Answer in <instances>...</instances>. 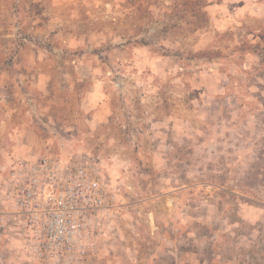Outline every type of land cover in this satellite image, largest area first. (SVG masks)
Segmentation results:
<instances>
[{"label": "rangeland", "instance_id": "obj_1", "mask_svg": "<svg viewBox=\"0 0 264 264\" xmlns=\"http://www.w3.org/2000/svg\"><path fill=\"white\" fill-rule=\"evenodd\" d=\"M44 154L121 187L85 264H264V0H0V175ZM0 264L39 263L0 235Z\"/></svg>", "mask_w": 264, "mask_h": 264}, {"label": "built area", "instance_id": "obj_2", "mask_svg": "<svg viewBox=\"0 0 264 264\" xmlns=\"http://www.w3.org/2000/svg\"><path fill=\"white\" fill-rule=\"evenodd\" d=\"M126 210L99 156H19L0 175V235L39 264H85L112 248Z\"/></svg>", "mask_w": 264, "mask_h": 264}, {"label": "crops", "instance_id": "obj_3", "mask_svg": "<svg viewBox=\"0 0 264 264\" xmlns=\"http://www.w3.org/2000/svg\"><path fill=\"white\" fill-rule=\"evenodd\" d=\"M84 103L87 104L86 105L87 107L88 106L91 107L90 104H94L97 107H98V105H100L101 107H105V111H106L105 120H108L109 116H108L107 110H106V105L108 107L107 101H104V100H93V102H92V100H84ZM98 112L95 113V117H94L93 121L94 122L104 121V120L100 119L101 115ZM30 129H31V126L30 127L28 126V130H30ZM24 157L36 158V157L30 156V155L24 156ZM228 250L229 249L227 247H223V250L221 248V252H220V257L221 258L219 259V264H245L246 263L245 261H243V263H241V260L238 259L236 256H233V257L227 256L225 253L228 252ZM169 252L170 253H175L176 252V248L175 249H170ZM153 260H154V258H153ZM198 261H199L200 264H210L209 263L210 259H201V260H198ZM247 264H248V262H247Z\"/></svg>", "mask_w": 264, "mask_h": 264}, {"label": "trees", "instance_id": "obj_4", "mask_svg": "<svg viewBox=\"0 0 264 264\" xmlns=\"http://www.w3.org/2000/svg\"><path fill=\"white\" fill-rule=\"evenodd\" d=\"M204 22L202 21L201 23H199V22H196L195 24H194V26H195V28H193V30H195V29H198V28H200V27H202L204 24H203ZM5 236H7L6 234H4Z\"/></svg>", "mask_w": 264, "mask_h": 264}]
</instances>
